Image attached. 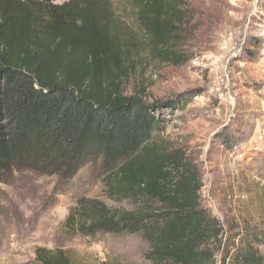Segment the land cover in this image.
<instances>
[{"label":"trees","instance_id":"1","mask_svg":"<svg viewBox=\"0 0 264 264\" xmlns=\"http://www.w3.org/2000/svg\"><path fill=\"white\" fill-rule=\"evenodd\" d=\"M121 1V0H119ZM178 0H122L121 16L142 33L152 58L181 65ZM112 0H0V183L29 169L69 182L97 163L104 196L131 209L80 199L70 234L140 235L149 264H264L254 232L224 238L201 206L197 169L153 142L164 103L146 104L121 86L135 48ZM127 27V28H125ZM186 104V103H185ZM239 144V143H237ZM224 145L234 151V143ZM30 167V168H29ZM35 264H72L37 248Z\"/></svg>","mask_w":264,"mask_h":264},{"label":"rangeland","instance_id":"2","mask_svg":"<svg viewBox=\"0 0 264 264\" xmlns=\"http://www.w3.org/2000/svg\"><path fill=\"white\" fill-rule=\"evenodd\" d=\"M121 1L112 0L118 15ZM177 2L183 18L176 50L186 57L177 66L153 59L142 33L120 15L129 27L124 38L132 35L136 45L122 92L146 104L166 102L163 130L153 142L197 169L201 206L224 228L223 237L230 227L232 234L250 228L264 258V139L258 151L249 150L251 141L264 137V0ZM100 180L93 162L64 184L29 169L6 175L0 183V264H35L37 248L61 250L72 264H149L140 235L87 238L65 230L80 199L132 208L107 200Z\"/></svg>","mask_w":264,"mask_h":264},{"label":"built area","instance_id":"3","mask_svg":"<svg viewBox=\"0 0 264 264\" xmlns=\"http://www.w3.org/2000/svg\"><path fill=\"white\" fill-rule=\"evenodd\" d=\"M263 139H264L263 135H258L256 137L255 142L251 141V143L249 144V150L252 149L254 151H258L260 148V144L263 142Z\"/></svg>","mask_w":264,"mask_h":264}]
</instances>
